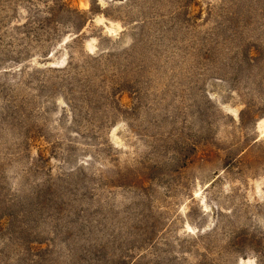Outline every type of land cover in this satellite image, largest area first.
<instances>
[{"label":"rangeland","instance_id":"374dc122","mask_svg":"<svg viewBox=\"0 0 264 264\" xmlns=\"http://www.w3.org/2000/svg\"><path fill=\"white\" fill-rule=\"evenodd\" d=\"M0 264H264V0H0Z\"/></svg>","mask_w":264,"mask_h":264}]
</instances>
